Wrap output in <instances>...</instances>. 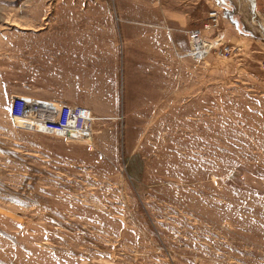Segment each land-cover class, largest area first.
<instances>
[{
    "label": "rangeland",
    "instance_id": "374dc122",
    "mask_svg": "<svg viewBox=\"0 0 264 264\" xmlns=\"http://www.w3.org/2000/svg\"><path fill=\"white\" fill-rule=\"evenodd\" d=\"M226 2L238 49L195 60L163 26L187 49L214 0H0V264H264V0ZM17 94L93 139L18 128Z\"/></svg>",
    "mask_w": 264,
    "mask_h": 264
},
{
    "label": "built area",
    "instance_id": "2783aa9c",
    "mask_svg": "<svg viewBox=\"0 0 264 264\" xmlns=\"http://www.w3.org/2000/svg\"><path fill=\"white\" fill-rule=\"evenodd\" d=\"M224 15L212 8L200 27L186 30L188 49L176 51L180 59L205 60L209 55L231 57L238 49L227 39ZM15 125L29 132L61 137L70 142H89L95 133L96 117L88 107L32 95L17 94L11 99Z\"/></svg>",
    "mask_w": 264,
    "mask_h": 264
},
{
    "label": "crops",
    "instance_id": "0c3cea01",
    "mask_svg": "<svg viewBox=\"0 0 264 264\" xmlns=\"http://www.w3.org/2000/svg\"><path fill=\"white\" fill-rule=\"evenodd\" d=\"M215 1V3L217 4V6L222 10V13H223V11H225V9H226V6H225V4H228L227 2H226V0H214ZM225 3V4H224ZM245 25V24H244ZM163 28L167 31V33H168V37H169V39H170V42H171V45H172V50H173V52H174V54H175V56H177L176 55V51H179V52H185V51H187V49H185V50H183V47H185V42L180 38V36H179V34H176L175 33V29L173 28V27H171L170 25H168V24H166V25H164L163 26ZM196 28V27H195ZM245 28V27H244ZM246 29V28H245ZM185 32H186V30H185ZM179 40V42H180V45L178 44V41H177V39ZM151 39L152 38H150V39H148V41H149V43H151ZM188 40V39H187ZM187 43H188V41H187ZM182 49V50H181ZM178 57V56H177ZM171 88L169 87L168 88V90H167V95L165 96V99H168V101H170V96H171V90H170ZM146 94H148V95H150V96H153L154 95V90H152L150 93H146ZM138 98H140V99H142V98H144V93H138ZM63 102V101H62ZM67 103V102H66ZM69 104H74V103H69ZM75 105H81V104H75ZM82 106H84V105H82Z\"/></svg>",
    "mask_w": 264,
    "mask_h": 264
}]
</instances>
